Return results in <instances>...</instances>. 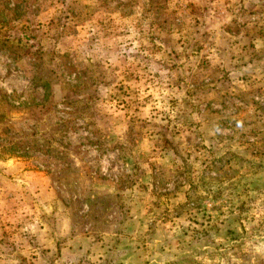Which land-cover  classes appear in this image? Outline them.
Listing matches in <instances>:
<instances>
[{
  "label": "rangeland",
  "instance_id": "rangeland-1",
  "mask_svg": "<svg viewBox=\"0 0 264 264\" xmlns=\"http://www.w3.org/2000/svg\"><path fill=\"white\" fill-rule=\"evenodd\" d=\"M0 264H264V0H0Z\"/></svg>",
  "mask_w": 264,
  "mask_h": 264
}]
</instances>
